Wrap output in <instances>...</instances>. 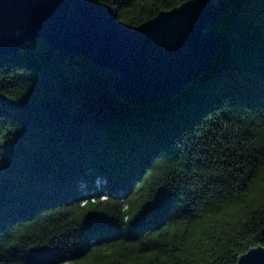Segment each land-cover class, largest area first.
Listing matches in <instances>:
<instances>
[{
  "label": "trees",
  "instance_id": "trees-1",
  "mask_svg": "<svg viewBox=\"0 0 264 264\" xmlns=\"http://www.w3.org/2000/svg\"><path fill=\"white\" fill-rule=\"evenodd\" d=\"M98 1L133 26L182 0ZM208 26V67L149 103L44 38L0 56V264H235L264 245V0Z\"/></svg>",
  "mask_w": 264,
  "mask_h": 264
},
{
  "label": "water",
  "instance_id": "water-1",
  "mask_svg": "<svg viewBox=\"0 0 264 264\" xmlns=\"http://www.w3.org/2000/svg\"><path fill=\"white\" fill-rule=\"evenodd\" d=\"M234 0H182L133 26L98 0H0V56L28 40L69 49L97 67L117 70L110 82L123 99L149 103L176 93L204 71L221 34L209 27ZM235 264H264V245L239 253Z\"/></svg>",
  "mask_w": 264,
  "mask_h": 264
},
{
  "label": "rangeland",
  "instance_id": "rangeland-1",
  "mask_svg": "<svg viewBox=\"0 0 264 264\" xmlns=\"http://www.w3.org/2000/svg\"><path fill=\"white\" fill-rule=\"evenodd\" d=\"M64 264H70V263H64Z\"/></svg>",
  "mask_w": 264,
  "mask_h": 264
}]
</instances>
